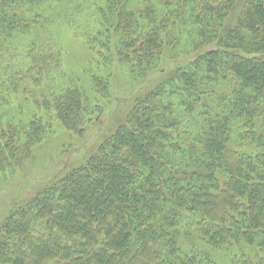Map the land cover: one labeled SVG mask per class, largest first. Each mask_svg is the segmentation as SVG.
Returning <instances> with one entry per match:
<instances>
[{"label":"trees","instance_id":"16d2710c","mask_svg":"<svg viewBox=\"0 0 264 264\" xmlns=\"http://www.w3.org/2000/svg\"><path fill=\"white\" fill-rule=\"evenodd\" d=\"M66 2L0 0V176L31 157L51 121L83 137L93 114L70 79L51 94L26 88L43 89L55 62L24 39ZM95 7L106 38L93 45L119 62L154 67L177 36L197 56L135 98L86 161L14 205L0 225V264H218L215 251L232 248L242 264H264V0ZM93 81L103 93L104 80ZM28 96L42 117L11 100Z\"/></svg>","mask_w":264,"mask_h":264},{"label":"rangeland","instance_id":"374dc122","mask_svg":"<svg viewBox=\"0 0 264 264\" xmlns=\"http://www.w3.org/2000/svg\"><path fill=\"white\" fill-rule=\"evenodd\" d=\"M66 1L65 6L60 7L62 12L54 6L50 10L45 9V27L37 36L24 39L27 47L35 42L36 50L51 55L55 62L44 74L47 82L43 84V89L33 84L31 86L30 81L26 83V88L34 94H51L55 89L60 90L66 84L65 81L68 83L67 79H70L82 88L95 112L89 118L83 137L74 136L57 121L48 123L51 129L33 149L31 157L13 172L0 176V225L15 204L26 200L40 186L53 181L64 168L86 161L98 145L114 132L135 98L146 90L170 81L179 69H186L197 56L191 54L194 45L186 37L177 36V39L181 38V43L167 48L154 67L135 69L132 62H119L113 48L106 50L99 42L93 45V41L106 38L97 36L100 28L95 16V3L102 4L103 0ZM88 39L92 43L89 44ZM216 48L214 44L203 48L201 52L207 53ZM95 76L104 80L103 93L94 85ZM221 84L220 89L226 86ZM15 99L17 97L11 99L14 106L19 100L25 103L24 113L36 114L39 110L30 102L29 96ZM172 101L178 100L174 97ZM39 112L42 117L41 110ZM199 245L201 249L207 248L206 244ZM256 251L249 253L255 256ZM215 252L218 264H242V254L237 248Z\"/></svg>","mask_w":264,"mask_h":264}]
</instances>
